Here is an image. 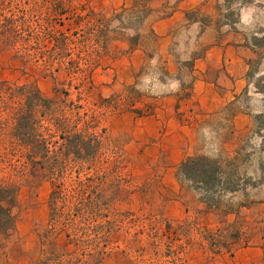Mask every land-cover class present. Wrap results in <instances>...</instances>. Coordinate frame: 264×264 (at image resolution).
<instances>
[{
    "label": "rangeland",
    "instance_id": "374dc122",
    "mask_svg": "<svg viewBox=\"0 0 264 264\" xmlns=\"http://www.w3.org/2000/svg\"><path fill=\"white\" fill-rule=\"evenodd\" d=\"M20 1L44 32L70 33V57L78 67L49 68L45 62L43 67L24 57L18 43L0 37V80L34 83L46 97L89 110L96 130L105 128L106 133L107 150L99 166L125 178L116 203L124 227L112 234V250L103 264H254L257 250L264 253V0H258L263 8L250 28L255 46L247 71L250 87L234 105L249 112V121L240 130L232 129L229 112L234 107L204 121L192 154L223 159L238 184L235 191L207 199L178 173L181 161H175V148L148 147L155 139L142 140L143 126L135 121L151 114L173 83L150 49L154 37L142 29L144 0L127 8H114L111 0ZM247 1L226 0V15L235 19ZM103 30L106 42L100 37ZM83 33L87 40L78 41ZM50 45L44 40V46ZM138 45L147 50L140 67L135 65L138 58L131 57ZM183 62L176 75L185 88L189 61ZM34 174L20 182L16 232L6 238L1 234L0 264H34L40 256L50 182L39 170ZM136 230L142 231L138 238ZM210 240L219 244V251L210 247ZM240 258L246 261L240 263Z\"/></svg>",
    "mask_w": 264,
    "mask_h": 264
},
{
    "label": "trees",
    "instance_id": "16d2710c",
    "mask_svg": "<svg viewBox=\"0 0 264 264\" xmlns=\"http://www.w3.org/2000/svg\"><path fill=\"white\" fill-rule=\"evenodd\" d=\"M33 16L20 0H0V37L18 43L24 57L43 67L45 62L49 68L77 69L78 63L70 57V33L44 32ZM82 36L78 41L87 40ZM100 37L104 42L108 38L104 30ZM46 39L49 47L44 46ZM64 94L67 97L68 90ZM136 113L141 115L140 110ZM94 122L95 116L81 104L71 101L67 105L46 97L34 83L0 80V170L7 171L0 175V233L4 238L16 232L14 210L20 182L36 170L50 182L49 216L34 264H103L112 250V234L124 227V214L116 203L125 178L99 166L107 150L106 133L105 128L98 132ZM224 162L191 155L180 162L178 173L202 190L206 199L218 197L238 188ZM165 223L169 228L170 223ZM135 233L138 238L142 231ZM155 235L152 231L154 245ZM210 241V247L219 251V244Z\"/></svg>",
    "mask_w": 264,
    "mask_h": 264
},
{
    "label": "crops",
    "instance_id": "0c3cea01",
    "mask_svg": "<svg viewBox=\"0 0 264 264\" xmlns=\"http://www.w3.org/2000/svg\"><path fill=\"white\" fill-rule=\"evenodd\" d=\"M114 8L133 6L140 0H111ZM142 29L154 37L152 52L172 77V89L158 102L151 114L136 117L142 140L149 147H173L176 162L192 155L199 147L204 121L225 114L229 107L230 126L242 129L249 112L235 108L250 83L247 71L255 46L250 28L263 8L258 0L238 7L235 19L226 15V0H144ZM146 48L138 45L131 57L137 67L144 63ZM189 61L190 82L182 88L176 75ZM174 161V162H175ZM0 233V241H1ZM240 258V263L245 262ZM254 264H264V253L257 250Z\"/></svg>",
    "mask_w": 264,
    "mask_h": 264
}]
</instances>
